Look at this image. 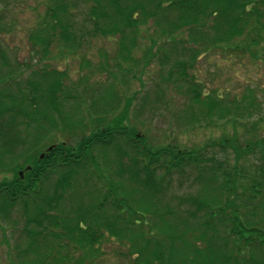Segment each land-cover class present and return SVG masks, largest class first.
<instances>
[{"label":"trees","instance_id":"16d2710c","mask_svg":"<svg viewBox=\"0 0 264 264\" xmlns=\"http://www.w3.org/2000/svg\"><path fill=\"white\" fill-rule=\"evenodd\" d=\"M86 1H92L85 15L91 33L121 40L117 57L102 53L101 71L112 60L123 72L121 85L134 78L139 62L131 53L141 26L149 30L148 22L155 30L146 35L150 52L142 55L144 66L153 48L164 57L160 65L172 60L171 66L159 73L161 83L150 91L153 100L150 92L128 96L123 85L114 83L102 93L90 86L80 92L74 87L88 82L86 75L67 87V73L50 70L47 63L30 68L33 79L26 81L36 83L26 98L4 93L8 125L24 128L33 122L40 136L33 191L22 193L26 181L16 178V195L0 199V244L7 246V263L96 264L100 245L112 239L129 264H264V108L251 88L228 98L206 91L189 73L197 55L213 48L264 63V0ZM49 3L27 37L33 56L43 62L52 48H59V55H77L84 41L69 13L77 9L75 0ZM11 68L1 52L0 82L13 81ZM173 86L187 97L175 119L183 131L208 127L228 136L208 139L193 150L148 143L130 121L132 103L138 112L153 109ZM45 123L65 140L49 144ZM74 137V145L68 144ZM188 170L194 174L189 189L171 196L173 175ZM6 229L16 237L12 246Z\"/></svg>","mask_w":264,"mask_h":264},{"label":"rangeland","instance_id":"374dc122","mask_svg":"<svg viewBox=\"0 0 264 264\" xmlns=\"http://www.w3.org/2000/svg\"><path fill=\"white\" fill-rule=\"evenodd\" d=\"M75 2L77 9L70 8L69 13L73 14L71 18L75 28H80V33L84 36L83 47H81V50L75 56H66L64 51L59 55V53H61L60 49L52 48L50 50L51 52H49L50 54H48L46 60L43 62L36 55L33 56V51L32 49L30 51L27 37L36 26L38 17L43 15L46 10V5L50 4L49 0H0V50L5 54L6 61L13 67L11 68L13 70L12 73L9 74V77H11L13 81H7L11 83L14 82L13 90L18 89L19 97L21 95L26 98L27 93L31 92V89L36 83L26 81L33 79L30 77V68H35L34 70H36L46 63L50 70L56 69L67 73L70 82H66L67 80L64 78L63 82L66 86L73 83L76 85L80 75H86L88 82H79V86L74 87L80 92L86 90L87 86L95 89L100 87L101 92L103 88L108 87L109 83H114L117 86L121 85L123 72L122 75L118 73V71L121 70H117L111 65L112 60L109 62L110 66L107 70H100V66L104 59L102 58V53L105 52L109 56L113 55L117 57L118 45L121 40H118V37L105 39L98 35H93L91 33L92 23L85 16L92 1L83 2V0H75ZM147 25L149 27L148 31H146L145 25L141 26L142 31L139 29L137 34L138 44L131 53L132 59L136 60L137 64L139 62L133 69L134 78L130 80L127 79V82L122 83L123 86L121 85L128 96L132 93H136L138 97H141L144 94L146 95V92L153 91L154 84L161 83L157 82L159 73L162 71L165 73L168 67L171 66L172 60L165 66L160 65L159 60H162L164 57H162V54L158 57L157 54L154 53V48L151 49V53L148 54L150 58L147 59V65L144 66L142 55L144 51H149V49L146 48L150 46L149 37L146 35L153 34L155 30L151 22H148ZM165 53L168 54L167 51H165ZM166 57H168V55ZM195 61L194 69L190 70L189 73H194L197 81L202 83L203 89L206 91L214 89L222 92L225 97L227 96L230 98L233 95L242 96L246 89L251 88L254 92V99L257 101V105L264 108L263 62H259L258 60L254 61L251 56L247 57L242 53L229 56L228 53H223L219 49L214 48L201 51L197 55ZM85 63H89L90 66L86 67L87 69L85 71H81L80 65L83 66ZM27 66L30 67L27 69ZM114 80H117V82H113ZM225 91H228L227 95ZM167 92V97L158 105L155 104V108L153 109L149 107L146 109L141 108L138 112V110H136L137 104L133 102L132 108L129 110L130 121L135 124L137 128L140 127L139 134H141L148 143L153 146L161 147L168 146L171 142L172 144H178V146H176L178 149L188 148L193 150L202 147L208 139L213 141L217 138L218 140L220 138L225 139V136H228L227 133L226 135H222L217 129L208 127L187 130L186 132L183 131L184 126L181 127L175 119L182 114L187 105L186 94L183 90L177 91L174 86L167 87ZM98 94L96 93V96H98ZM150 96V99H152V92H150ZM23 102L24 100H22V104ZM23 106L27 107L29 105L24 103ZM117 114H119V112L110 114V119L108 120H111L112 117L117 116ZM28 123H30L28 124L29 127L24 126V130L19 128L17 132L19 133V140H27L28 138V142L31 143L30 145H32L35 152V146L39 147L37 142L40 140V136L36 135L33 122ZM6 125L8 128L16 130L17 125L15 126V124H13L9 126L8 122ZM40 127L41 126L38 125L36 130L38 131L41 129ZM44 128V130L51 135L49 144H55L65 140L61 132H51L47 124ZM34 134L37 136L36 138ZM32 137L36 139V143L35 139L34 141L32 140ZM74 140L76 141L77 137L75 139H68L67 142L70 145H74ZM4 142L5 141L2 143ZM188 171L189 173L181 177H179L178 174L173 175L172 183L169 187V194L171 196H181L187 192L189 189V182L194 176L193 171ZM50 184L49 182V185ZM192 191H194V189ZM17 214H13V216L19 217ZM6 237L11 246L15 244L16 237L12 236L9 230L6 231ZM2 238V232L0 230V242H2ZM116 244L117 243L112 239L103 241L99 249L100 254L96 257L94 263L129 264L128 259L122 256L123 253H121L122 251L119 250ZM6 250L7 246L0 244V264H8V259L5 256Z\"/></svg>","mask_w":264,"mask_h":264},{"label":"flooded vegetation","instance_id":"af4514ba","mask_svg":"<svg viewBox=\"0 0 264 264\" xmlns=\"http://www.w3.org/2000/svg\"><path fill=\"white\" fill-rule=\"evenodd\" d=\"M13 84L14 82H0V199L16 195L13 193L18 189L19 181L16 178H19L23 184L26 181V186L21 188L22 193L28 194L34 188L32 145L28 142V138L19 140L17 130L19 128L24 130L22 125H17L16 130L8 128L6 124L10 123L11 118L8 115L3 116L2 113L4 93L18 94V89L13 90ZM32 140L34 141L33 137ZM3 141L5 142L2 143Z\"/></svg>","mask_w":264,"mask_h":264},{"label":"water","instance_id":"95a60500","mask_svg":"<svg viewBox=\"0 0 264 264\" xmlns=\"http://www.w3.org/2000/svg\"><path fill=\"white\" fill-rule=\"evenodd\" d=\"M51 148H49V150H50ZM42 157V156H41Z\"/></svg>","mask_w":264,"mask_h":264}]
</instances>
